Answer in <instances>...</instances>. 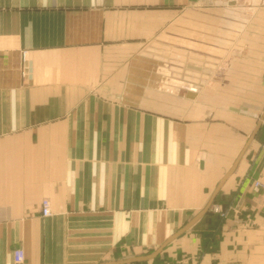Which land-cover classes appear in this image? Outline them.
I'll list each match as a JSON object with an SVG mask.
<instances>
[{"label":"crops","instance_id":"0c3cea01","mask_svg":"<svg viewBox=\"0 0 264 264\" xmlns=\"http://www.w3.org/2000/svg\"><path fill=\"white\" fill-rule=\"evenodd\" d=\"M235 37L264 65V0H0V264H264V72L211 79Z\"/></svg>","mask_w":264,"mask_h":264},{"label":"rangeland","instance_id":"374dc122","mask_svg":"<svg viewBox=\"0 0 264 264\" xmlns=\"http://www.w3.org/2000/svg\"><path fill=\"white\" fill-rule=\"evenodd\" d=\"M234 3V2H233ZM235 4V3H234ZM240 5V4H239ZM232 6L230 7L232 10V15L234 16L233 18V32H236V34H239L241 32V30L246 26L247 22L249 21V15H251V11L249 9L246 10L245 7H241V6ZM204 7H197V11L200 12H204L206 10L205 13H208L209 10L207 7H205L204 9H202ZM194 10L191 9L190 11L187 12L188 14H193L195 12H193ZM192 26V24L190 25ZM189 29H197L196 27H190ZM198 30V29H197ZM193 37L190 35H186L185 40H189L192 41ZM187 41L185 43L186 48H189L187 50H191L192 49V42ZM176 45H174L175 47ZM170 49V48H169ZM241 44H240V39L239 38H233V46L231 47V49H229V52L226 53H219V55H217L219 61H218V65H211L214 66L213 70V74L211 75V79L223 84L225 83V81L227 79H240L242 77H251V76H256V74L261 75V72H264V65H252L255 63H251V57L254 58L256 57V55H248L247 53H242L241 52ZM156 51L152 52V55L156 58H165L167 60H169V62L172 60L173 61V57L175 56V53L173 52V55L171 54L170 50H168L170 53L167 55L164 53H162L160 48L155 49ZM174 51V50H173ZM162 53V54H161ZM185 62H191L193 61V56L189 53H187L185 55ZM246 57L249 58V63L251 64H247L246 62L248 61V59H246ZM245 58V59H243ZM245 62V64L247 65H240L241 62ZM205 66V65H203ZM182 67V66H181ZM177 65H149V71L147 70V76H150V82L151 85L153 86V91L154 92H159L161 91V87L166 88L167 86L165 85V80L162 79L164 75V73H166L169 71V78L174 77V75L177 74ZM183 69L187 75V71H191L187 65L183 66ZM140 72H145V71H140L138 70V73ZM182 74V71H181ZM140 74H138L139 76ZM144 77V75H143ZM163 80V81H162ZM149 84V83H148ZM168 87L173 88V84L170 82L168 83ZM166 86V87H164ZM224 88V86H222ZM262 135H264V127H262ZM262 148H264V142H262ZM259 179V178H256ZM254 180V179H253ZM224 211V210H222ZM225 212V211H224ZM216 213L220 218H224L225 216H221L219 212H214Z\"/></svg>","mask_w":264,"mask_h":264},{"label":"built area","instance_id":"2783aa9c","mask_svg":"<svg viewBox=\"0 0 264 264\" xmlns=\"http://www.w3.org/2000/svg\"><path fill=\"white\" fill-rule=\"evenodd\" d=\"M21 58L22 61L25 62L27 60V51L24 50L21 52ZM252 185L256 188V189H264V183H262V181L260 179H254L252 181ZM212 210L214 212H219L221 216H225L226 212L222 211V209L217 205V204H213L212 205ZM40 210H41V214L43 216H48L50 215V203H49V199L47 198H43L41 200V204H40ZM24 258V253L22 249H15L13 251V260L16 263H19L23 260Z\"/></svg>","mask_w":264,"mask_h":264},{"label":"water","instance_id":"95a60500","mask_svg":"<svg viewBox=\"0 0 264 264\" xmlns=\"http://www.w3.org/2000/svg\"><path fill=\"white\" fill-rule=\"evenodd\" d=\"M195 220V219H194ZM133 259H130V260H122L123 262H125V261H132Z\"/></svg>","mask_w":264,"mask_h":264}]
</instances>
